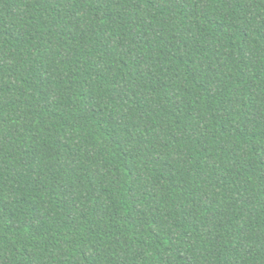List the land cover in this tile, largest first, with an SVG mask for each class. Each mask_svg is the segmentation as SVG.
<instances>
[{"label":"trees","instance_id":"16d2710c","mask_svg":"<svg viewBox=\"0 0 264 264\" xmlns=\"http://www.w3.org/2000/svg\"><path fill=\"white\" fill-rule=\"evenodd\" d=\"M0 264H264V0H0Z\"/></svg>","mask_w":264,"mask_h":264}]
</instances>
